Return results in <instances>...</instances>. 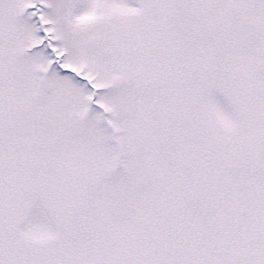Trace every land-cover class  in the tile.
Returning a JSON list of instances; mask_svg holds the SVG:
<instances>
[{
	"label": "snow or ice",
	"instance_id": "snow-or-ice-1",
	"mask_svg": "<svg viewBox=\"0 0 264 264\" xmlns=\"http://www.w3.org/2000/svg\"><path fill=\"white\" fill-rule=\"evenodd\" d=\"M0 264H264V0H0Z\"/></svg>",
	"mask_w": 264,
	"mask_h": 264
}]
</instances>
